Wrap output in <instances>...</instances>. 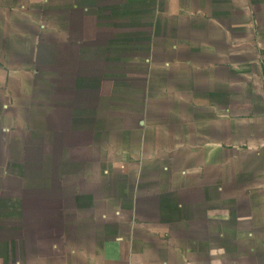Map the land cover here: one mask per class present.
<instances>
[{
  "label": "crops",
  "instance_id": "1",
  "mask_svg": "<svg viewBox=\"0 0 264 264\" xmlns=\"http://www.w3.org/2000/svg\"><path fill=\"white\" fill-rule=\"evenodd\" d=\"M3 145L23 264H264V0H0Z\"/></svg>",
  "mask_w": 264,
  "mask_h": 264
},
{
  "label": "rangeland",
  "instance_id": "2",
  "mask_svg": "<svg viewBox=\"0 0 264 264\" xmlns=\"http://www.w3.org/2000/svg\"><path fill=\"white\" fill-rule=\"evenodd\" d=\"M3 148L4 145L0 148V160H8L9 164H4L2 166L4 171H0V264H16L17 261L23 264L25 263L21 253L23 231H25L24 237L29 238L30 230H24L22 225L36 224L43 219V214L38 213L37 206L31 205L33 192L28 190L29 186L38 183L30 180L31 173L37 172L36 157L32 149L29 150L31 152L29 157H25L22 151L14 148L6 158L2 156L5 151ZM33 158L35 160H32ZM29 160H31L30 164ZM22 172H26L27 175H22ZM24 189L25 195L22 192ZM32 231L34 234L37 232L36 229L30 232ZM31 236L35 237L32 234ZM15 247L20 249L17 254ZM13 249L14 255H12Z\"/></svg>",
  "mask_w": 264,
  "mask_h": 264
}]
</instances>
